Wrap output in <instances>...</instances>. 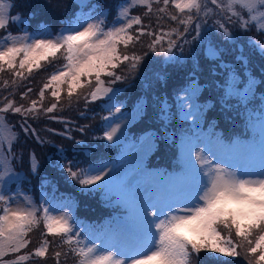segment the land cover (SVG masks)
Returning a JSON list of instances; mask_svg holds the SVG:
<instances>
[{"label": "snow or ice", "instance_id": "6c2138e0", "mask_svg": "<svg viewBox=\"0 0 264 264\" xmlns=\"http://www.w3.org/2000/svg\"><path fill=\"white\" fill-rule=\"evenodd\" d=\"M161 3L162 6L155 9L157 24L164 19V15L159 14H165L182 25L183 30L172 27L167 31L160 28L158 33L149 31L151 25H144L140 15H131L133 8L143 7L144 15L148 16L154 12L153 4ZM170 3L179 15L168 12ZM209 4L214 7H208ZM13 7L14 0H0V31L4 32L0 35V74L10 72L11 83L15 85L17 80L27 79L25 73L30 76L44 64L63 62L55 66V71L40 88L38 99L31 100L27 107L4 98L7 103L0 107V114L9 111L20 114L25 134L35 133L28 119L56 111L62 93L66 92L71 101L85 88H90L84 96L86 102L105 96L111 100L109 93L115 95V90L106 86L102 77H111L108 83L114 84L126 79L116 72L122 64L129 70L139 66L143 57L135 52L127 54L122 49L139 43L141 36L154 37L147 46L152 52L168 56L179 47L182 53V45L172 37L188 43L185 34L191 28L195 33L192 39L200 38L201 12L204 18L223 16V21L217 20L216 24L225 39H232L233 33L224 21L238 24L245 32L251 30V25L257 32L264 33V0H124L117 6L118 13L111 26H106L103 12L92 14L98 7L93 5L89 13L74 14L57 32L43 26L36 32L25 30L21 34L6 31L10 23H24L20 14L12 13ZM79 7H87L86 0H79ZM137 25L140 27L133 34ZM254 46L264 52V44ZM208 55L214 60L221 59V53L211 45ZM238 60L241 67L246 66L247 58L243 54ZM219 66L227 73L223 82L225 103L229 98H236L247 108L254 99L255 79L250 78L241 90L236 70L224 64ZM3 87H9V81L4 80ZM48 91L55 102L45 107ZM200 91L193 80L181 90L184 95L179 104L183 119H192L197 128L204 114L203 106L196 103ZM31 92L32 88H28L21 99H27ZM143 110L142 106L137 107L131 117H125L120 106L109 104L110 115L103 117L106 124L100 138L118 141L117 134L123 135L122 123L134 119ZM115 113L120 115L115 116ZM169 116L170 110L162 106L159 119L167 121ZM247 126L253 136L246 141L236 139L226 143L219 137H202L200 132L186 133L181 139L183 168L180 174L138 168L137 178L116 162L81 167L79 161L67 159L61 150L57 166L79 186L81 193L103 191L106 197L114 196L125 210L113 223L96 230L80 225L70 212L64 211L71 207L68 203L44 199L37 206L25 194H8L7 186L20 178L13 167L17 157L12 151L18 134L14 132L15 126L7 124L6 118L0 115V264L47 259L49 248L56 240L58 247L68 246L66 252H53L56 264H60L62 255L69 254L75 264H200L201 253L215 259L243 255L248 264H264V99L258 109L248 113ZM85 127L79 131L83 132ZM152 148L153 136L149 133L143 141L141 159ZM29 167L34 175L38 173L39 161L34 153L29 157ZM41 227L38 246L20 254L32 243L30 233ZM10 255L15 258L4 259Z\"/></svg>", "mask_w": 264, "mask_h": 264}, {"label": "trees", "instance_id": "16d2710c", "mask_svg": "<svg viewBox=\"0 0 264 264\" xmlns=\"http://www.w3.org/2000/svg\"><path fill=\"white\" fill-rule=\"evenodd\" d=\"M123 0H110L108 2L109 13L106 18V26L111 25L116 19L118 13V5ZM92 3L91 1L89 4ZM48 0H30V3L23 8L22 14L27 18L31 19L28 26L27 22L24 21L23 25L20 23H11L10 29L12 31L20 30L23 31L24 28L33 30L39 29L42 25L50 24L54 32L59 31L60 28L65 26V22L73 17L74 14L81 11L79 7V1L77 0H60L58 4L55 5L52 12L43 16V11H46L45 6H48ZM99 10L104 9V4L102 0L98 2ZM45 5V6H44ZM162 6L161 4H153L154 12L145 16L146 11L143 7H135L132 12L136 15H140L144 22V25H151L149 31L159 32L160 28L167 31L172 27H179L183 30V26L179 25L177 22L171 21L167 15H164V19L157 24V13L155 9ZM90 6L84 9H89ZM168 12L173 15H179L177 10L169 4ZM200 23V20L198 21ZM48 24V25H49ZM140 26H134L133 34H136L135 29ZM251 30L245 32L244 38L240 40L233 41L230 39H225L223 33H218L215 37L209 38L207 43H201L200 38L193 40L192 37L195 35L191 28L189 32L185 34V38L188 43H183L178 37L173 36L172 39L177 40L178 44L183 47V52L181 53L180 48L174 49L176 51V57L174 55H169V58L164 53L159 51L152 52L148 49V44L151 43L154 37L144 35L140 37V42L136 43L134 46H130L128 49H122V51L127 54L133 52L141 55L143 57L139 66L135 70H129L126 65H121L120 68L116 69L118 75H123L126 77L124 80L116 81L112 85L115 90V95L112 99H116L125 102L127 108H132L140 99H145V110L142 116L137 120V124L131 127L130 136L133 134H143L147 130L155 132L157 140H162L163 145L170 144V149L168 147H163L159 145L158 148H164L166 151L165 157H163L162 150L160 153H156L155 156L150 159L151 164L154 166H162L167 164V160L174 154H177L176 146L172 145L173 140L176 138V132L181 128L183 124L190 123V120L184 121L181 116V112H176L177 106H175L178 95L181 90L186 87L188 83L193 80H198V82L203 86L202 93L199 94V103L201 106L207 107L205 114L203 115V128L207 126H212L216 129V132L221 130V132L226 135L228 131L239 128L240 115L237 112L240 110V104L236 98H229L225 103L224 87L223 82L226 79L227 73L222 70L219 66L221 64L232 67L240 76L239 85H244L246 80L250 76L257 80V87L254 90L253 102H259L264 99V55L258 44H264V33L257 32L255 26L250 25ZM18 32V31H17ZM4 32L0 31V35ZM214 46L221 53V59L214 60L208 55L209 46ZM164 46H167V40L164 41ZM205 47V50L203 48ZM243 54L247 58V64L245 67H241L238 57ZM174 58V59H173ZM63 63L62 61H55L54 64H47L42 71L37 73L36 80L39 85L34 86H18L15 91L12 84L9 82V87H0V95L2 97H7L8 99L14 100L16 105L20 104L29 105L32 100L30 96L27 99H21L23 92L27 91L28 88H32V92L29 93L33 95V99H38V92L46 82L47 77L55 71V66ZM27 74V73H26ZM28 76V75H27ZM13 77L10 72H5L0 74V84L4 80L9 81ZM31 77V76H30ZM105 84L109 85L111 77H102ZM218 85L219 90L217 93L214 91V86ZM90 91V88H85L78 97H73L71 101L68 100L66 92L62 93L61 101L58 105L56 111L49 113L47 115L41 113L38 118H29L28 125L35 129V133L25 134L21 129V123L23 122V117L20 114H14L11 111L10 117L15 130L20 133L18 135V141L16 143V148L18 150H25V153L36 151L38 157L42 161L41 170H38L36 177L33 176L35 188L34 192H39L40 184H44L43 180L47 179L48 185H45L44 190L53 191L56 199L63 197H71L73 189L71 188V182L62 185V181L67 178L66 172L61 170L57 166V161L60 160L61 150H63V155L69 160L76 161H89L93 160L95 157L102 154L105 149V144L102 143L101 138L103 135L102 125L99 123L101 115L106 113V107L109 105L110 101L108 98L103 97L102 99L96 100L95 102H86L84 96ZM9 93H13L9 95ZM30 97V98H29ZM68 100V103L66 102ZM55 100L51 97L50 91L45 93L44 106L48 107ZM64 106L63 109H59ZM165 106L170 110V116L167 121H161L159 119L161 107ZM81 113L84 115L82 116ZM109 113V112H108ZM234 113V114H233ZM237 115V117H235ZM61 116H66L65 118H71L68 123L61 119ZM230 116L233 121L228 122ZM49 117H57L59 119H49ZM106 117V116H105ZM236 119V120H235ZM86 126V127H85ZM85 127L83 132L79 131V128ZM179 127V128H178ZM236 131V130H234ZM66 133L67 135H62ZM39 136V140L37 139ZM175 136V138H174ZM71 137V138H69ZM172 142H171V141ZM41 141H44L41 143ZM82 141L83 143H77ZM173 147V151H172ZM157 148V149H158ZM26 155V154H24ZM29 155V154H28ZM27 157V156H26ZM63 163L64 161H60ZM148 162V161H147ZM149 163H146L149 165ZM150 164V165H151ZM56 177L59 181V187L57 186ZM55 187V188H54ZM90 195H82L80 197L82 212H78L82 222H90L93 229H100L102 226H107L112 223L109 218L110 215H115L116 208L111 209L107 207V201L113 200L112 197H106L105 193L101 191H95L89 193ZM114 205H118L116 198H114ZM78 218V217H77ZM102 227V228H103ZM42 231V227H41ZM41 231L38 236V240L34 244H38L41 240ZM51 240L52 238L49 237ZM59 241L56 240L52 243L49 248L47 259H32L27 261L25 264H56L53 258L54 251L66 252L68 246L58 247ZM33 248L28 249L30 251ZM26 251V252H27ZM233 261H227L228 264H241L244 263L240 257L230 258ZM60 264H75L74 257L69 254L67 257L64 255L60 258ZM200 264H209L206 262H200ZM245 264V263H244Z\"/></svg>", "mask_w": 264, "mask_h": 264}, {"label": "rangeland", "instance_id": "374dc122", "mask_svg": "<svg viewBox=\"0 0 264 264\" xmlns=\"http://www.w3.org/2000/svg\"><path fill=\"white\" fill-rule=\"evenodd\" d=\"M77 1H79V0H77ZM90 1L92 3L89 4ZM100 1L101 0H86V4H87V6H90V8L87 9V10L83 8L78 13H89L92 10V6L96 5L98 7L96 8L95 12H93L92 14L93 15H97L100 12H103L104 13V18H105V21H106V18L108 17V13H109V9H108L109 4H108V2L110 0H102V2L104 4V7H103L104 9H102V10L98 9L100 7L98 2H100ZM48 2H49L48 6L44 5L45 8H46V11H43V16H46L47 14L52 12V10L54 9L55 5L58 4L60 2V0H48ZM123 2H124V0L121 1L120 4H122ZM14 3H15V7L12 8V13L13 14H20L23 17L24 21H26L28 26H29V24L31 22V19L27 18L25 15H23L21 11H23V8H25V6L28 5V3H30V0H14ZM208 7L211 8V7H214V6L209 4ZM132 10H131V15H136L135 13L132 12ZM200 15H201V19H200V32H201L200 40L201 41L200 42L201 43H207L209 38H213L218 33L220 34L222 32L221 30H219L218 25L216 24V21L217 20L223 21V16H221V15H209L208 17L204 18L203 17V12H201ZM224 22L227 24V27L233 33V37L230 40L237 41V40H240L241 37L244 38L245 31H242L238 24H233V23H229V22H226V21H224ZM48 24L44 23L42 25V27L43 26H47L50 31L54 32L53 29L51 28L50 24L49 25ZM10 25H11V23L8 25L6 31H10L13 34H21L25 30L27 32H29V33H32V32H36V31H38L39 29L42 28V27H40L39 29H33L31 31H30V29L24 28L23 31L20 32V30H17L18 31L17 32V31H12V29H10ZM111 25H107V26H111ZM174 49H173L172 53L169 54V55H174L173 57H176L177 53H176V51H174ZM203 50H205V47L203 48ZM262 53L264 55V52H262ZM169 55L167 56L168 59H170ZM53 64H54V62H53ZM46 65L47 64H44V66L38 71L34 70L33 73L30 75L31 77L27 76V74L25 73V75L27 76V79H25L23 81L17 80L15 85H13L11 83V81L13 80V77H11L9 79L10 84H12L11 89H12V87L14 89H16L18 86H27V85L33 88L34 86L39 85V83L36 80L37 73L42 71V69ZM250 78H254V77L250 76ZM248 80H246V82L244 84H246ZM195 81L197 82V84H198V86H199V88L201 90L200 93H202V91L204 90L203 86L198 82V80H195ZM239 81H240V76H238V84H239ZM255 81H256V83H255V89H256L258 83H257L256 79H255ZM189 84L190 83H188L186 86H188ZM2 85H3V83L0 84V87H2ZM106 86H109V87L113 88L112 85H110V84L106 85ZM239 87L241 88V90H243V88H244L243 86H240V85H239ZM218 90H219V86L215 85L214 86V91L217 93ZM183 95L184 94L182 92L178 95L179 103L177 104V102H176V104H175V106H177L178 108H180L179 107V104L181 102L180 97H182ZM29 96L33 100V95L29 94ZM109 96H112V98H113L114 95L112 93H109ZM4 98L5 97H2L0 95V107H2L5 103H7V100H5ZM105 98H108V97L105 96ZM66 102L68 103V100ZM199 102H200L199 101V97H197L196 103L200 105ZM109 104H116L117 106H120L121 107V111H122V113H124L125 117H131L135 113L137 107L142 106L143 109L145 110V99H143V98L140 99V101L137 102L132 108L131 107L127 108L125 106L126 104H125L124 101L120 102L119 100H116V99H112V101H110ZM240 106L241 107H240V110L237 112V115L239 113V114H241L240 116L243 117V114H244L243 109H244L245 106H242V105H240ZM59 107H61L59 109H63L64 106L62 105V106H59ZM206 108L207 107L203 108L204 114H205ZM254 108L256 110V109H258V106H254ZM144 110H143V112H144ZM106 111H107V109H106ZM179 111L181 112V110H177L176 109V112H179ZM143 112L140 115L135 116L134 119H128V120H126V121H124L122 123L121 127H122L123 135L121 136L120 133H118L117 135L120 137V139L118 141L114 142V143H117V142H122L123 143V145L121 147V153H120L119 158L117 159L116 163L119 164L120 167L124 171L128 172L130 175L137 176V178H139L138 171H137L138 168H143L147 172H161V173L168 174V173L164 172V166H154L153 164H151L149 162H151L150 159H152L155 156L156 153H160L159 150H162V152H163L162 156L165 157V153H166L165 151L166 150L164 148L162 149V147L158 148V146L162 145L163 147H165V148L168 147L170 149L171 143L169 145L168 144L163 145V141L161 139L157 140V138L155 136V132H153L151 130H147V131H145L143 134H141L139 136H134L133 135V137H132V135H130V136L127 135L128 133H130L129 131H131V127H133L135 124H137V122H138L137 120L142 116ZM106 113H107V116L110 115V113H108V111ZM0 115H3L6 118L7 124L13 125V122L11 121L12 119L10 117V113L9 112L8 113H2ZM119 115H120L119 113H115V116H119ZM237 115L235 117H237ZM181 116L183 117L182 112H181ZM65 117L66 116H61L60 118L63 119V121H65L66 123H68L71 118H65ZM226 117L228 118V122H232L233 121V119L230 116L229 117L226 116ZM113 118H115V117H113ZM203 119L204 118L201 119L198 128L194 127V123L195 122L192 119H188L191 122L183 124L181 126V128H183V129H179L176 132V139L179 136H181L183 133L189 132L188 130H190L189 128H191V129H193V131L200 132L202 134V137L210 138V139H215V138L219 137L224 142H226L224 137H223V133L221 132V130L216 132L215 131L216 129L213 127V125L210 126V127L207 126V128H203L201 126L203 124ZM184 121H186V120H184ZM105 124H106V122H105ZM105 124L103 125V129H105ZM187 124H189L190 126L187 127ZM14 132L17 133L18 135H20V133L15 130V127H14ZM149 133H151L152 136H153V148L146 156H143V159H141V155H142V151L141 150H142V147H143V141L145 140L146 136ZM174 138H175V136H174ZM176 139H175V141H176ZM243 141H246V140H243ZM16 143L12 147V151L16 154V157H17V159H15L13 161V167H14L15 171L20 174V178H19L18 181L11 182L7 186L8 194H15L17 192L25 194V195L31 197L33 199V201L36 203L37 206L41 205L44 199H47V200H50V201L68 203V204L71 205V207L70 208H64V211L70 212V214L73 215L78 220L80 225H82V226H84L86 228H91V225L88 222H82V220L80 219L81 217L78 216L79 215L78 212H82V210H83L82 209L83 206H81L80 197H82V195H86V194L81 193L79 191V186L78 185H74L70 181V179L69 180L68 179H64L62 181V185H65L66 182L67 183L71 182V188L73 189L71 197H66V198L63 197V198H60V199H56L55 198V194L53 193V191L47 192V191L43 190L45 185H48L47 179H44L43 180L44 184H40V186H39L41 188V190H43L42 191L43 199L42 200L41 199L38 200V197L36 196V192H34V190H33L35 188V186H36L35 183H34L35 179L33 178V176L36 177V174L34 175L31 172V170H30L29 157H30L31 154H33V153L35 154L36 158L39 161V170H41V166H43L42 165V161L40 160V157H38V154H36L35 150L34 151L31 150V152H29L28 153L29 155H28L27 153H25L26 152L25 150H23V151L22 150H18L16 148ZM172 145H175V142H173ZM172 151H173V147H172ZM24 154H26V155H24ZM102 163L103 164H108V165L112 164L110 162H102ZM146 163H149L151 165H148ZM91 164H93V162ZM56 182H57V186L59 187V181H58L57 177H56ZM89 195L90 194L88 193L87 196H89ZM112 198H114V196ZM114 201H115L114 199L113 200H109L108 204H113ZM117 206L122 208L120 205H117ZM124 214H125V210H124L123 213H120V214L118 213V215H120L119 217H121ZM118 215L116 216V218H118ZM40 231H41V229H36L32 233H30V239L32 240V243L30 244L28 249L35 248L36 246H38V244H34V242L36 240H38V236L40 234ZM28 249L22 250V252L20 254H23ZM16 255H19V254H16ZM200 256H201L200 262L204 261V262L209 263V264H225V262H227V261H230V262L233 261L232 259H229L228 257H221L219 259L209 258L205 253H201ZM241 256H242L241 260L245 264H248V261L245 259V257L243 255H241ZM14 258H15L14 255H10V256H6L4 259L5 260H9V259H14ZM244 263H241V264H244Z\"/></svg>", "mask_w": 264, "mask_h": 264}]
</instances>
